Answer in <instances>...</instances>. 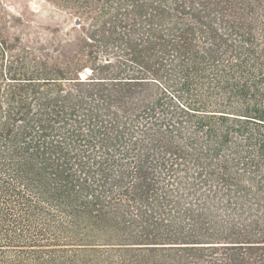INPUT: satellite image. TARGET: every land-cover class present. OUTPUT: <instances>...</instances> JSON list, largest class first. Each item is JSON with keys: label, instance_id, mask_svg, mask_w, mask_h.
Instances as JSON below:
<instances>
[{"label": "trees", "instance_id": "obj_1", "mask_svg": "<svg viewBox=\"0 0 264 264\" xmlns=\"http://www.w3.org/2000/svg\"><path fill=\"white\" fill-rule=\"evenodd\" d=\"M49 1L0 14V264H264V0Z\"/></svg>", "mask_w": 264, "mask_h": 264}, {"label": "rangeland", "instance_id": "obj_2", "mask_svg": "<svg viewBox=\"0 0 264 264\" xmlns=\"http://www.w3.org/2000/svg\"><path fill=\"white\" fill-rule=\"evenodd\" d=\"M0 14L8 35L40 47L61 43L74 24L70 14L49 0H0ZM110 257L116 263V252ZM5 258L17 256L9 253Z\"/></svg>", "mask_w": 264, "mask_h": 264}]
</instances>
